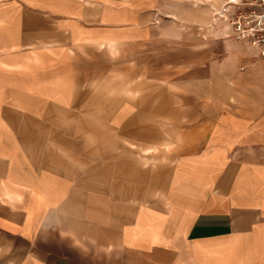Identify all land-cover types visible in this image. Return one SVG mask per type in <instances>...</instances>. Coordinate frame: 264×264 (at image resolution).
I'll return each mask as SVG.
<instances>
[{
    "label": "crops",
    "instance_id": "crops-1",
    "mask_svg": "<svg viewBox=\"0 0 264 264\" xmlns=\"http://www.w3.org/2000/svg\"><path fill=\"white\" fill-rule=\"evenodd\" d=\"M158 1L0 0V264H264L262 67L154 81Z\"/></svg>",
    "mask_w": 264,
    "mask_h": 264
},
{
    "label": "rangeland",
    "instance_id": "rangeland-1",
    "mask_svg": "<svg viewBox=\"0 0 264 264\" xmlns=\"http://www.w3.org/2000/svg\"><path fill=\"white\" fill-rule=\"evenodd\" d=\"M225 1L157 2L152 43L154 81H182L186 87L199 85L207 96L210 84L224 93L227 83L237 88L232 90V96L240 98L244 96L240 89L244 76L253 66H261L259 72L264 76V56H259L257 47L249 41L235 37L228 23L232 16L222 12Z\"/></svg>",
    "mask_w": 264,
    "mask_h": 264
},
{
    "label": "built area",
    "instance_id": "built-area-1",
    "mask_svg": "<svg viewBox=\"0 0 264 264\" xmlns=\"http://www.w3.org/2000/svg\"><path fill=\"white\" fill-rule=\"evenodd\" d=\"M224 6L235 37L249 41L264 56V0H226Z\"/></svg>",
    "mask_w": 264,
    "mask_h": 264
},
{
    "label": "bare ground",
    "instance_id": "bare-ground-1",
    "mask_svg": "<svg viewBox=\"0 0 264 264\" xmlns=\"http://www.w3.org/2000/svg\"><path fill=\"white\" fill-rule=\"evenodd\" d=\"M229 36V35H228Z\"/></svg>",
    "mask_w": 264,
    "mask_h": 264
}]
</instances>
